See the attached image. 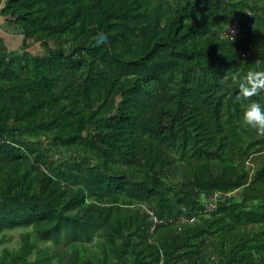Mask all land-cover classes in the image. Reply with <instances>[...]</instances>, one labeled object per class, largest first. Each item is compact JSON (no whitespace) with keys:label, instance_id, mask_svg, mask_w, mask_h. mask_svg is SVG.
<instances>
[{"label":"trees","instance_id":"16d2710c","mask_svg":"<svg viewBox=\"0 0 264 264\" xmlns=\"http://www.w3.org/2000/svg\"><path fill=\"white\" fill-rule=\"evenodd\" d=\"M0 28V264H264V0H0Z\"/></svg>","mask_w":264,"mask_h":264},{"label":"clouds","instance_id":"9594fccd","mask_svg":"<svg viewBox=\"0 0 264 264\" xmlns=\"http://www.w3.org/2000/svg\"><path fill=\"white\" fill-rule=\"evenodd\" d=\"M239 85L241 88V98L252 96L264 87V85L259 83L255 84V86L251 85L246 76L240 79ZM242 121L246 125L264 133V103L258 100L249 102L243 111Z\"/></svg>","mask_w":264,"mask_h":264},{"label":"rangeland","instance_id":"374dc122","mask_svg":"<svg viewBox=\"0 0 264 264\" xmlns=\"http://www.w3.org/2000/svg\"><path fill=\"white\" fill-rule=\"evenodd\" d=\"M3 28H4V30H9V28H7V26H5V25H3ZM4 38H8V39H11L12 37H10V36H3ZM14 37V36H13ZM0 38H2L1 36H0ZM7 43L9 42V41H6ZM20 44V39L19 38H15L14 37V39H13V43H9V45H8V47L9 48H13V46L14 45H19ZM34 46V45H33ZM17 234L18 233H16V234H14V239H17ZM15 242H13V244H14Z\"/></svg>","mask_w":264,"mask_h":264},{"label":"water","instance_id":"95a60500","mask_svg":"<svg viewBox=\"0 0 264 264\" xmlns=\"http://www.w3.org/2000/svg\"><path fill=\"white\" fill-rule=\"evenodd\" d=\"M102 44H108L107 37L105 35L98 36L96 40V45L101 46Z\"/></svg>","mask_w":264,"mask_h":264},{"label":"built area","instance_id":"2783aa9c","mask_svg":"<svg viewBox=\"0 0 264 264\" xmlns=\"http://www.w3.org/2000/svg\"><path fill=\"white\" fill-rule=\"evenodd\" d=\"M236 32H237V26L235 23H233V25L229 29V33L230 34H236Z\"/></svg>","mask_w":264,"mask_h":264},{"label":"bare ground","instance_id":"6f19581e","mask_svg":"<svg viewBox=\"0 0 264 264\" xmlns=\"http://www.w3.org/2000/svg\"><path fill=\"white\" fill-rule=\"evenodd\" d=\"M105 54V53H104ZM3 56H5V55H3ZM175 58V57H174ZM181 62V61H180ZM98 63V62H97ZM122 66V65H121ZM129 70V69H128ZM23 72H25V71H23ZM14 74H15V72H14ZM113 76V75H112ZM8 78V77H7ZM86 79V78H85ZM85 81V80H84ZM180 91V90H179ZM156 109V108H155ZM161 112V111H160ZM164 114V113H163ZM108 235V234H107ZM164 259V258H163ZM59 264V263H58Z\"/></svg>","mask_w":264,"mask_h":264},{"label":"crops","instance_id":"0c3cea01","mask_svg":"<svg viewBox=\"0 0 264 264\" xmlns=\"http://www.w3.org/2000/svg\"><path fill=\"white\" fill-rule=\"evenodd\" d=\"M10 37H11V36H10ZM6 38H7V37H6ZM12 39H14V38H11V39H8V38H7V41H9V42H12V43H13V40H12ZM9 42H8V43H9Z\"/></svg>","mask_w":264,"mask_h":264},{"label":"flooded vegetation","instance_id":"af4514ba","mask_svg":"<svg viewBox=\"0 0 264 264\" xmlns=\"http://www.w3.org/2000/svg\"><path fill=\"white\" fill-rule=\"evenodd\" d=\"M1 29V31H3V29L2 28H0Z\"/></svg>","mask_w":264,"mask_h":264}]
</instances>
